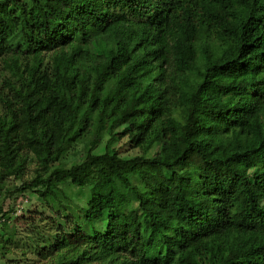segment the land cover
Instances as JSON below:
<instances>
[{"label":"trees","instance_id":"obj_1","mask_svg":"<svg viewBox=\"0 0 264 264\" xmlns=\"http://www.w3.org/2000/svg\"><path fill=\"white\" fill-rule=\"evenodd\" d=\"M0 261L264 264V0H0Z\"/></svg>","mask_w":264,"mask_h":264},{"label":"rangeland","instance_id":"obj_2","mask_svg":"<svg viewBox=\"0 0 264 264\" xmlns=\"http://www.w3.org/2000/svg\"><path fill=\"white\" fill-rule=\"evenodd\" d=\"M126 142L127 141L124 139L111 142V141H109V136H106V137H104L101 145L95 150V152L104 153L106 147L109 146L108 147L109 150H111V151L117 150V151H119L120 155H122L123 157H131V156H134L136 154H139L138 150L129 148L127 146ZM153 154H154V152L152 151L151 155H153ZM31 177H32V174H30L28 176V179H30ZM66 192H67V194H69V192H70V196H72V198L74 199V201L76 203L83 204V205L85 204L86 198H87L86 192L83 191V193H79V195H76V191L67 190ZM17 198H18V196H17ZM24 199L25 200L22 203L23 205H21L22 209H21V206L17 207V208L14 207V209H13L14 210V213H13L14 217H20V216H23V214H25L24 217L26 218V217H28V214H26V212L28 210L33 211L35 209L41 213L40 215L47 214L40 207V204L37 201L36 197L31 195V196H28L27 198H24ZM10 205H12V200L11 199L6 200L5 206H10ZM13 230H15L17 235H16L14 245H12L9 250H10L11 256L15 254L18 256L16 258H20L21 255H20L19 251L26 248L25 245L28 243L27 235L24 233V227H21L18 224H16V225L12 224V226L10 227V231H13ZM28 258H29V260H31L32 256L30 257V255H29ZM3 262L4 261H0V264H3Z\"/></svg>","mask_w":264,"mask_h":264}]
</instances>
